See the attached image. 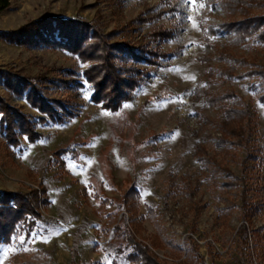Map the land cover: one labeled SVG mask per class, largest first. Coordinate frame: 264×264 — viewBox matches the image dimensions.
Masks as SVG:
<instances>
[{
  "label": "rangeland",
  "instance_id": "obj_1",
  "mask_svg": "<svg viewBox=\"0 0 264 264\" xmlns=\"http://www.w3.org/2000/svg\"><path fill=\"white\" fill-rule=\"evenodd\" d=\"M243 18L228 17L219 0H10L0 13V98L28 118L32 132L15 124L12 143L0 131V192L37 191L46 204L38 206L43 221L0 245V264H129L122 233L130 219L146 245L160 226L182 250L195 245L204 264H264V103L262 79L254 75L264 69V43L255 34L233 45L234 34L220 28ZM49 19L83 25L88 36L141 57L115 54L116 68L142 74L117 111L92 100L83 72L97 64L4 39ZM159 32L167 37H154ZM149 52L157 55L153 62H146ZM229 67L231 76H224ZM13 78L32 82L33 94H14L5 84ZM226 93L233 97L226 107L249 113L250 146L223 156L217 125L225 108L209 97ZM40 101L53 103L61 121L41 112ZM251 153L257 163L246 159ZM204 154L221 168L212 179ZM224 169L244 181L220 189L229 181ZM132 190L136 196L127 199L135 214L125 209ZM243 225L247 236L240 235ZM151 251L167 264L182 259L168 248Z\"/></svg>",
  "mask_w": 264,
  "mask_h": 264
},
{
  "label": "trees",
  "instance_id": "obj_2",
  "mask_svg": "<svg viewBox=\"0 0 264 264\" xmlns=\"http://www.w3.org/2000/svg\"><path fill=\"white\" fill-rule=\"evenodd\" d=\"M219 4L228 17H232L233 15L244 17L240 21H232L220 27L227 34H234L235 42H233V45L243 44L248 38L253 37L255 34L256 36L253 38L256 43H264V0H219ZM9 7L10 0H0V13L7 10ZM253 10H259L261 14L249 17V13ZM159 36L161 38L167 37L165 33L161 32L157 33V36L154 37ZM4 39L18 45L56 47L57 49H62L77 55L82 62H93L97 64L86 69L83 75L94 89L92 100L95 103L101 104L104 109L111 112L117 111L121 103L129 99L130 96L128 92L136 87L142 75L136 70L121 71L114 65L113 60L122 54L134 60H140L141 57L134 49L122 45H107L104 43L105 41L103 42L100 40V37H98L96 33L88 36L87 27L83 25L62 22L61 20L55 19L43 20L39 23H35L32 27H23L15 33L7 34L4 36ZM148 54L152 55V59L146 62H153V58L157 55L153 52H149ZM220 59L228 63H234L236 61V59L227 55H221ZM227 70L230 72L232 71L231 67L224 69L222 71L223 75L231 76L232 73L227 72ZM261 70L262 71L254 73V75H258L262 79L261 83L258 84L259 94H261L259 95V101L264 103V69ZM124 73H126V77L123 78L121 75ZM5 84L7 88L17 95H21L23 91L30 88L28 98L35 91L33 90L32 82L24 81L20 78H13L11 82L6 79ZM231 98L233 99L232 95L228 93L220 98L213 96L209 97V102H211V104L218 107L223 106L225 108L224 117L219 122V125H217L219 132L222 134V141L219 144L223 156L230 155L231 149H243L247 152L250 146V141L248 139L250 129L249 124H247L251 120L249 113L233 107H226L227 105L224 103L227 99ZM34 99L35 98H33V100ZM40 102L38 106L41 112H46L49 119L55 122L61 121L59 120L62 119L61 114H58L53 108V103L45 104L43 101ZM238 103L239 102H235L234 104ZM58 105L62 110L61 104ZM15 124H18V128L22 130L23 133L32 132L28 118L20 114L17 110L7 106L3 99L0 98V131H4L8 137L13 136L10 141L12 143H15L17 140L14 133L16 129ZM25 126L26 128H24ZM246 159H250L254 163L258 162L254 153L248 154ZM203 162L205 166L212 167L211 173L208 175L211 179L221 169L219 165L206 154H204ZM224 170H226L229 181L217 184L220 189H232L234 183H232L231 179H235V181H244L242 178L235 177L229 170ZM133 195L136 196V192L133 190L127 195L126 206L128 208L125 209L135 214L129 210L128 206V201L132 199ZM29 196L30 197H20V195L17 194L0 192V245L8 243L10 236L16 234L20 229L27 230V228L30 226L32 227L35 222L43 221L44 218L39 213L38 206L42 204L45 205V201L43 199H38L37 191H34V193ZM242 199L243 206H247L250 209L252 208V212H255L252 203L246 204L244 201L245 197ZM229 208L230 207H227L225 209L226 211L224 210L223 213L225 214H223V216L229 215ZM245 217L248 219L247 215H245ZM135 222H137L136 219H130L129 224L133 227L126 229V231L122 233L123 241L131 250L126 256V260L129 264H167V262L159 260L151 251V249L163 248H168L170 250L172 258L178 260L182 258L179 262L173 264H204L203 260L198 257L195 245L188 243V246L182 250L181 247L175 245V243L165 235L164 229L160 226H156L157 235L152 238L153 240H151L149 245L143 242V238L139 237V239L142 240H137L136 235L139 232L135 227ZM245 228L246 226L243 225L240 231L241 236H247ZM119 229V227L115 228L116 231H119ZM256 234L257 233H255V235Z\"/></svg>",
  "mask_w": 264,
  "mask_h": 264
},
{
  "label": "snow or ice",
  "instance_id": "obj_3",
  "mask_svg": "<svg viewBox=\"0 0 264 264\" xmlns=\"http://www.w3.org/2000/svg\"><path fill=\"white\" fill-rule=\"evenodd\" d=\"M197 2V0H190V3H196ZM203 5H201V7H202ZM20 243H24V241L21 239L20 240Z\"/></svg>",
  "mask_w": 264,
  "mask_h": 264
}]
</instances>
